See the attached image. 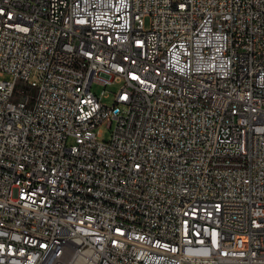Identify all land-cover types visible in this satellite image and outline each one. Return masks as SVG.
Returning a JSON list of instances; mask_svg holds the SVG:
<instances>
[{
	"label": "built area",
	"instance_id": "built-area-1",
	"mask_svg": "<svg viewBox=\"0 0 264 264\" xmlns=\"http://www.w3.org/2000/svg\"><path fill=\"white\" fill-rule=\"evenodd\" d=\"M0 264H264V0H0Z\"/></svg>",
	"mask_w": 264,
	"mask_h": 264
},
{
	"label": "rangeland",
	"instance_id": "rangeland-1",
	"mask_svg": "<svg viewBox=\"0 0 264 264\" xmlns=\"http://www.w3.org/2000/svg\"><path fill=\"white\" fill-rule=\"evenodd\" d=\"M144 25L147 28L149 25V18L145 17L144 18ZM4 78H7V76H5ZM120 82L118 81H114L112 83H110L109 85H107L105 88V93L106 96L102 97V101L106 104H111L113 101V94L117 91V89L120 86ZM103 89L102 86L100 85H94L93 86V90L95 92H100ZM99 127L102 129V133L101 136L99 137L100 140L106 141L110 138V134H111V128L108 127V125L106 123H102L99 125Z\"/></svg>",
	"mask_w": 264,
	"mask_h": 264
}]
</instances>
